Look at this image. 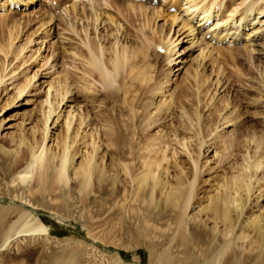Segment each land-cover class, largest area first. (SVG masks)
I'll list each match as a JSON object with an SVG mask.
<instances>
[{
	"label": "rangeland",
	"instance_id": "374dc122",
	"mask_svg": "<svg viewBox=\"0 0 264 264\" xmlns=\"http://www.w3.org/2000/svg\"><path fill=\"white\" fill-rule=\"evenodd\" d=\"M42 1L45 3V0ZM55 1L47 2V5L44 6L40 4L41 0H28L29 4L25 6L23 1L15 6V11H8L7 7V11L0 9V48L6 44L9 32H16L13 30V24L20 25L19 33L15 34L17 37L14 39L9 53L5 55L4 51L0 50V76L3 77L0 83V245L4 243V235L13 231L11 229L12 222L17 220V217L11 207L21 202V198L28 200L32 207L34 206L38 217L48 227L47 239H43L42 236L27 235L14 239L6 245L7 248L1 245L0 264H56L67 262L72 256H74L71 258L74 259L73 264H264L263 256L256 255V251L251 249L245 241H238L237 244L231 242L227 247L225 246L226 248H223L222 240L219 238L213 241L211 236L209 239L205 237L197 243L185 239V243L182 244L177 234L172 231L166 236L167 238L159 240L134 232L119 233L111 224L114 222L113 218L102 215V219L100 220V216L97 220L93 217L97 211L93 202L88 209L83 208V192H80L78 188L71 192L69 183L63 187L54 183L51 170L48 171L46 179L40 180L37 175H34L24 184L18 183V179H15L13 184L18 183L19 185L12 184L16 178L12 164L15 156L14 146L9 143L8 139L11 135L19 134H24L28 142L33 137L39 139L41 134L39 120L43 110L47 111L50 104L55 107V112L52 113L49 123L52 119L57 118V120L54 124L48 125L47 139L44 145L49 146L56 153L59 151L58 137L64 131L65 120L69 113H73L71 119L73 127L81 119L79 113L88 112L85 123L87 121L92 124L86 126L83 123L81 125L79 133L84 129L82 135L85 137L80 138L79 134L76 143L71 147L72 152H76L72 162L74 167L80 163L88 151L87 135L89 132L95 131L94 135L100 136L101 131L109 132L111 130L112 118H114L112 116H116L115 109L119 102L109 100L106 97L107 90L103 89L95 77L83 70L87 65L81 56L80 50L84 46L80 42L81 37L87 40L85 37L86 28L87 34L92 30V33L89 34L91 36H88L94 40H98L100 37L102 40L109 33L108 36L111 40L116 35L115 32H112L114 30L112 28L118 26L120 33L123 28H128L122 34L121 39L126 37L125 40L128 38V42L136 41L140 44V36L144 38L138 30L142 23V19H140L142 17L135 16L131 19L123 8L127 5V0H108L109 6L108 4L104 6L103 0H97L101 1L100 5L106 10L102 9L105 12L104 15L108 13L107 16L114 18L117 24L115 22L112 24L108 20L102 21L100 24L95 22L98 24V30L94 34L91 27L94 18L89 14L90 9L87 10L89 8L88 0H72L78 4H76L78 10L74 9L75 12L77 10L81 15V10H86L88 13L89 18L85 15L86 17L78 20L79 22L74 21L73 11H71V15H66L67 13L63 9L64 6L68 7L71 1L65 5L60 4L64 0ZM185 1L176 9L175 7L169 8V1L168 4L166 1L161 5L155 3L156 8H165V13L168 14L165 17L156 18V21L150 20L151 28L146 26L143 32L153 41L147 52L151 64L153 63V67H156L152 75L156 80L158 79L160 85H163V91L168 90L165 95H168L169 91H173L177 95V99L176 97L173 99L175 116L171 126L169 125L170 129L177 126L180 133L192 136V147H195L197 143L195 140L203 136L207 142L205 146L210 145L206 158H202L203 153L198 157V162L207 161L206 166L211 169L200 175L201 180L196 188L197 195L194 197L196 203L189 212L191 215L198 208V200L206 196L203 194L204 192L208 195L211 194L214 187L220 185L224 178L241 172V165L252 161L250 155L254 149L264 153V53L257 54L255 51L252 52L254 56L249 57L247 50L243 48L244 41L238 44L210 42L209 33L205 38L204 34H199L196 31L202 22L199 21L200 16L189 21V25L196 29L195 33L192 31L188 34L189 25L183 26V22L190 20L191 16L189 18L184 12L188 6V4H184ZM199 1H201L199 5L208 2V0ZM199 1L197 0L198 3ZM219 1L215 2L221 3V7L219 9L217 5L215 8L218 9L213 13L216 17L221 12L217 17L218 21L207 23L204 31L233 26V22L238 21L240 15L244 14L245 5L250 0ZM2 2L3 0L0 2V6ZM257 5L258 3L256 7ZM118 6L121 10L118 9ZM255 11L259 12V10ZM173 14H177L178 18L176 17L172 23L171 15ZM48 15H54L52 16L53 20L40 26L41 21L48 19L46 17ZM257 16L250 15L248 17V20L252 19L249 23L253 22L254 24L244 31V35L247 36L245 37L250 43L255 42L253 40H258L261 36H257L264 32V13ZM70 19L74 22L75 32L70 30L72 29L71 23H67ZM129 21H132L134 25H131ZM163 23L164 27L162 28L160 26ZM238 23L239 21L236 25ZM157 27L159 34L156 32ZM136 31H139L138 37H136ZM223 31L225 32V30ZM120 33L117 35L120 36ZM261 39L263 43L264 38ZM163 40L166 43L177 40L172 44L173 46L176 44V47L171 51L164 50L163 46L166 43L163 45ZM155 44L157 46H154ZM258 48L254 46V49ZM195 70L200 73V79L202 78L204 81L200 88L197 87V82L191 76ZM34 73L35 77L31 78ZM157 76L160 77L157 78ZM217 79H220L219 84L216 83ZM222 82L226 83L220 87ZM23 87V93L18 97L17 91ZM63 87L67 88L68 92L63 101L57 103L60 100L58 91ZM150 95L152 92L146 94L147 97ZM179 102L184 103L190 111L197 109L202 124L207 125L203 132L200 128L198 132L195 128L193 131L188 130L183 124L179 126L183 119L179 117L180 113H177L181 110L178 107ZM119 117L127 120L129 112L122 108ZM171 117L173 116L166 119V123L170 121ZM155 130L154 128L152 131ZM84 140L87 141V144L83 143ZM107 149L109 150L107 142L100 146L99 154L95 157L98 162H101L100 157ZM195 149L198 151L197 146ZM5 152H8L9 155H6ZM177 152L176 157L184 161V166L187 169L189 167L187 150L179 146ZM24 154V156L28 155L29 159V151H25ZM108 158L105 156L102 163L107 162ZM25 161L20 162L21 168L24 167ZM256 175L258 178L261 177L260 184L263 183L264 164L258 169ZM261 188L263 191L261 192L262 196L258 199V204L264 207V186ZM90 195L93 197L94 194ZM251 199L253 201V196ZM250 207H253V202ZM248 212L259 214L261 209L255 206ZM91 217L95 223H91ZM188 218L187 216V220ZM247 218L246 215L240 216L238 224H244L243 222ZM207 225L212 226L210 223ZM88 226L92 231L90 228L88 229ZM237 228L236 226L234 231L236 235L240 231Z\"/></svg>",
	"mask_w": 264,
	"mask_h": 264
},
{
	"label": "bare ground",
	"instance_id": "6f19581e",
	"mask_svg": "<svg viewBox=\"0 0 264 264\" xmlns=\"http://www.w3.org/2000/svg\"><path fill=\"white\" fill-rule=\"evenodd\" d=\"M22 1L24 2V6L29 4L28 0H3L0 9L6 10L7 7L9 8L8 11H15V6ZM53 1L55 0H45V3H43L44 1L41 0L40 4L45 6L47 2ZM69 1H71L70 7L64 6L63 8L67 13L66 15H71L70 13L73 11L72 17L74 21L81 20L85 15L88 17L86 10L79 9L82 11L80 12L82 14H79L76 7L78 4L75 1L64 0L60 4L65 5ZM127 1V5L123 8L128 16L131 19L135 16L142 17L140 18L142 19V23L138 30L144 38L140 36V44L136 41L128 42V38L125 40L126 37L121 39L122 34L128 28L122 27L123 31L120 33L119 26L112 28L114 30L111 31L115 32L116 35L111 40L108 36L110 35V30L109 32L107 31L109 34L103 37L102 40L100 39L101 37L98 40H94L89 37L92 30L87 34L86 28L85 37L87 40L81 37L80 42L84 46L80 50L81 56L87 65L83 70L90 76L95 77L103 89L107 90L108 94L106 97L109 100L119 102L115 109L116 116H112L114 118H112L113 125L110 127L111 130L109 132L101 131L100 136L94 135L95 131L92 132L91 130L87 135L88 151L80 163L74 167L72 166V162L76 152L73 153L71 147L76 143V138L79 134L80 138L85 137V135H82L84 129L79 133L81 125L83 123L86 126L92 124L87 121L85 123L88 112L79 113L81 119L73 127L71 126L73 113H69L65 120L64 131L58 137L59 151L56 153L53 152L52 148L44 145L47 139L48 125L54 124L57 120V118L52 119L49 123L52 113L55 112V107L50 104L47 111L43 110L42 117L39 120V126L41 127L39 139L33 137L28 142L24 134L11 135L8 139L9 143L14 146L15 156L12 164L14 165L13 169L15 170L16 178H14L12 184L15 179L19 180L18 183L24 184L31 180L34 175H37L40 180L46 179L48 171L51 170L53 171L52 179L54 183L61 187L67 186L69 183L71 192L78 188L80 192H83V208L88 209L91 202H93L97 210L93 217L97 220L100 216L101 220L102 215H105L103 217L113 218L114 222L111 224L119 233L134 232L141 236L159 240L166 237L172 231L177 234L182 244L185 243V239H189V242L197 243V241H201L205 237L209 239L211 236L213 241L220 238L223 242V248L227 247L231 242L237 244L238 241H245L251 249L256 251V255L263 256L264 258V207L258 204V199L262 196L261 192L263 190L261 187L264 186V182L260 184L261 177L258 178L256 175L258 169L264 164V153L261 151L258 152L254 149L250 155L252 161L242 164L241 172L229 178H224L220 185L214 187V191L211 194L208 195L204 192L203 194H206L203 197L205 201L200 198L196 212L189 215L190 209L196 203L194 197L197 195L196 188L198 182L201 180L200 175L211 169V167L206 166L207 161L198 162V157L203 153L202 158H206L210 145L205 146L207 142L204 136L200 139H194L197 141L195 144V147L197 146L198 148L197 151L195 147H192V136L180 133L177 126L170 129L175 116L173 99L175 97L177 99V95L173 91H169V94L165 95L168 90L163 91V85H160L158 79L156 80L152 75L156 67H153V63L151 64L149 53L147 54V52L151 47L150 43L153 41L151 37L146 36L143 32L146 26L151 28L149 26L150 20L165 17L168 14L165 13V8H156V4L161 5L165 1L168 4L169 1V8L175 7L176 9L179 5H182L184 0ZM215 1L218 2V0H208L207 3L202 5H199L201 1L198 3L197 0L185 1L186 3L184 4H188V6L184 9V12L187 13L186 15L189 18L191 16V19L183 22V26H188L189 21L193 20L196 16H200L199 21H202L197 29L189 25L187 28L190 29L188 34L192 33V31L194 32L195 29L197 33L204 34V37L209 33L210 42L214 41L217 44L221 42L238 44L244 41L243 48L247 50L249 57L254 56L252 52L255 51L257 54H263L264 42H261V38H264V32L257 36H261L258 40H253L255 42L251 41L252 43H250L246 38L247 36L244 35V31L248 29L247 27L254 24L253 22L249 23L252 20H248L250 15L260 16V14L264 13V0H250L245 5L244 14L240 15L237 25L238 21L236 20L233 22L234 25L229 28L225 26L226 29L223 27L221 29L204 31L207 23L214 20L218 21L217 17L221 13L219 12L216 17L213 14L218 9L215 8L217 5L219 9L221 7V3L218 4ZM88 3L89 8L87 7V10L90 9L89 14L94 18L93 26H91L93 34L98 30V24H95V22L99 24L102 21L106 22V20L111 21L112 24L115 22L114 18L107 16L108 13L104 15V11L106 10L100 5L101 1L88 0ZM102 3L104 6H107V4L109 6L108 0H103ZM71 8L72 10H70ZM76 8L75 12L74 9ZM118 9H120L119 6ZM255 10H259V12L256 13ZM253 11L255 12L252 14ZM7 16L9 17V15ZM48 16L46 17L49 20L41 21L40 26H44L53 20L52 16L54 15ZM171 16L173 23L178 16L177 14ZM130 22L131 25H134L132 21ZM67 23H71L70 27L72 29H69L75 32L74 22L70 19ZM115 23L117 24V22ZM19 27L20 25L18 26L17 23L13 24V30H16V32L10 31L6 44L0 48V50L4 51L5 55L9 53V49L17 37L15 34L19 33ZM160 27L163 28L164 23ZM158 30L157 27L156 32ZM138 32L136 37L139 35ZM117 33H120V36ZM163 37L165 39V36ZM175 41L177 40H171L166 43L163 40V45L166 43L163 46L164 50L171 51L172 48L176 47V44L172 45ZM135 43L136 45H134ZM154 46L157 45L155 44ZM254 46L259 48L254 49ZM196 70L192 72L191 76L197 82V87L200 88L204 81L202 78L200 79V73ZM34 77L35 73L31 78ZM159 77L157 76V78ZM2 80L3 77L0 76V83ZM219 82L220 79H217L216 83L219 84ZM225 83L222 82L220 87ZM23 89L24 87L19 89L16 95L20 96L23 93ZM61 90L58 91L60 100L57 103L63 101L68 92L67 88L64 87ZM148 92H152V95L149 97L146 96ZM45 101L47 102V100ZM179 104L178 107L181 110L180 112L177 111V113H180L179 117L183 118L179 126L183 124L188 130L193 131L195 128L198 132L200 128L203 132L207 125L202 124L201 116L197 112V109L190 111V109L185 107L184 103L179 102ZM122 108H125L129 112L127 120L120 119L119 117ZM171 115L173 117L166 123V119ZM154 128L156 130L153 132ZM33 132H35L34 129ZM104 136L106 137L103 141ZM87 141L84 140L83 143L87 144ZM105 142H107L109 150L103 151L100 157L102 160L98 162L95 157L99 154L98 150L100 146ZM179 146L187 150L189 155L187 158L189 167L187 169L184 166V161L176 157L178 153L177 147ZM27 150L29 151V159L27 158L28 155L24 156ZM5 154L9 155L8 152H5ZM105 156L109 158L103 164ZM189 158L191 162L188 160ZM22 160H26L23 168L20 166ZM18 183L13 185H19ZM91 185H93V188H91ZM257 191L258 193L256 194ZM91 193L94 194L93 197H91ZM252 196L253 201L251 199ZM21 199V202L11 207L16 212L17 220L12 222L11 229L13 231H9L4 235V243L1 245L5 248L8 247L6 246L8 243L10 244L14 239L22 236H42L43 239H47L48 227L38 217L34 206L32 207V204L28 200ZM252 202L253 207L258 206V209H261L259 214L248 212L253 208L250 207ZM242 215H246L248 218L243 222L244 224H238V220ZM187 216L189 217L188 220ZM93 217L90 218L91 223H95ZM209 223L212 226L209 227L207 225ZM236 226L240 230L237 235L234 234ZM89 228L90 226H88ZM72 257L74 258V256ZM71 258L67 262L56 264H73L74 259Z\"/></svg>",
	"mask_w": 264,
	"mask_h": 264
}]
</instances>
